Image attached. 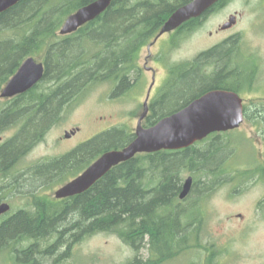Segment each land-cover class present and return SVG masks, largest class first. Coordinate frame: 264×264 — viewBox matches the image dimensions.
Returning <instances> with one entry per match:
<instances>
[{
  "label": "trees",
  "instance_id": "obj_1",
  "mask_svg": "<svg viewBox=\"0 0 264 264\" xmlns=\"http://www.w3.org/2000/svg\"><path fill=\"white\" fill-rule=\"evenodd\" d=\"M93 1L23 0L0 13V93L27 58L39 60L45 52L39 60L45 65L44 78L7 102L0 97V135L20 124L7 139L0 138L1 174H8L44 138L60 113L80 102L93 82L114 80L128 88L139 50L158 35L176 9L192 0H114L97 19L72 34L61 35L66 18ZM203 16L184 23L178 32L195 29ZM230 41L202 52L194 60L172 65L170 80L155 102L158 110L147 117L145 126L154 125L209 90H237L239 82L230 80L234 71L228 69ZM213 56L217 67L209 75L204 64ZM134 138L135 133L113 127L63 156L32 167L28 174L48 184L58 177L65 184L106 151L122 148ZM205 139L188 148L140 153L73 197L49 200L34 194L30 209L0 216V254L11 249L14 263L34 264L38 258H22L19 246L55 238L50 247L56 248L107 232L136 250L147 241L150 244L152 256L145 263L136 256L128 264H160L178 257L192 247L191 239L197 238L195 224L201 222L197 204L188 212L180 205L183 173L190 167L205 171L206 176V164L219 158V144L212 145L213 152L192 153ZM68 175L71 177L66 179ZM1 200L4 194L0 191ZM17 248L18 255L14 252Z\"/></svg>",
  "mask_w": 264,
  "mask_h": 264
},
{
  "label": "rangeland",
  "instance_id": "obj_2",
  "mask_svg": "<svg viewBox=\"0 0 264 264\" xmlns=\"http://www.w3.org/2000/svg\"><path fill=\"white\" fill-rule=\"evenodd\" d=\"M225 3L216 12L204 16L195 29L165 33L151 47L152 56L148 64L157 69L160 82L168 74L171 76L169 70L172 65L194 60L205 50L232 36L228 69L237 65L235 62L246 60L245 67L258 65L257 81L240 90L247 109L243 124L234 130L213 133L210 138L196 144V151L192 152L195 155L213 152L212 145L219 144L218 161L205 166H208L209 174L205 176V171L191 170L190 167L183 173V182L188 176H193L196 189L180 205L188 212L197 204L198 216L204 225L196 222L197 238L191 239L192 247L160 264H264V174L260 175L261 170H258L264 169V116L255 111L264 109V0H226ZM235 13L241 14L237 23L229 30H222L221 26ZM154 38L139 50L135 67L130 71L128 80L132 84L144 70L134 87H115L114 80L93 82L84 91L80 102L64 109L44 138L8 174L0 173V191L4 194V200L0 202L6 201L12 207L3 217L21 209H30L34 194L49 200L57 199L55 193L64 184L58 181V177L50 184L32 179L28 174L32 167L63 156L113 127L136 132L152 78V73L144 66L149 53L148 44ZM166 39H173L169 50L163 49L168 44ZM156 54L159 57H154ZM44 55L45 52L38 59ZM204 68L207 74L216 71L213 64H205ZM19 125L2 133L0 138L7 139ZM76 129L75 134L66 137L67 132ZM254 163L257 166H250ZM237 167H244L252 174L239 179L245 169ZM70 177L68 175L66 179ZM198 197L200 199L196 203ZM242 222H247V225ZM193 228L190 232L195 235ZM54 241L55 238L40 240L38 244L26 242L19 246V255L38 258L34 264H128L136 256L140 263H145L152 256L148 241L136 250L118 235L107 232L87 236L71 245L58 244L56 248L50 247ZM227 244L233 250L231 256L224 250ZM25 249L32 250L24 253ZM9 252L0 254V264H17L10 259ZM14 252L18 255V248Z\"/></svg>",
  "mask_w": 264,
  "mask_h": 264
},
{
  "label": "water",
  "instance_id": "obj_3",
  "mask_svg": "<svg viewBox=\"0 0 264 264\" xmlns=\"http://www.w3.org/2000/svg\"><path fill=\"white\" fill-rule=\"evenodd\" d=\"M23 0H0V13L14 7ZM114 0H95L69 15L60 30L61 35L78 31L82 26L97 19ZM220 0H192L176 9L164 23L155 38L179 29L191 19L201 17ZM236 21L232 16L223 25L231 27ZM45 75V65L34 57L27 58L0 93L1 98H12L35 87ZM149 96V95H148ZM143 114L139 117L135 138L126 146L106 151L90 164L82 173L61 186L55 193L58 199L82 194L103 178L113 167L131 160L140 153H154L161 150L188 148L196 142L216 132H226L239 128L244 120V104L240 95L226 89H213L192 100L180 110L167 115L154 125L144 126L149 108L145 102ZM75 133L67 132L66 137ZM194 184L193 176H188L180 193L185 199ZM11 205L0 203V216L8 213Z\"/></svg>",
  "mask_w": 264,
  "mask_h": 264
},
{
  "label": "flooded vegetation",
  "instance_id": "obj_4",
  "mask_svg": "<svg viewBox=\"0 0 264 264\" xmlns=\"http://www.w3.org/2000/svg\"><path fill=\"white\" fill-rule=\"evenodd\" d=\"M225 1L226 0H220L219 2H217L214 6H212L205 14H204V16H206L207 14H211V13H213V12H216L217 11V9L218 8H221L224 4H226L225 3ZM241 14H239V13H235V14H233V15H231V17L232 16H235L236 17V21H235V23L231 26V27H228V28H223V25L221 26V29L222 30H229L230 28H232L236 23H237V20H238V17L240 16ZM204 16L202 17V18H204ZM230 17V18H231ZM230 18H229V20H230ZM227 23V22H226ZM225 23V24H226ZM176 32H178V30H175V31H172V32H169V33H172V34H174V33H176ZM156 38V37H155ZM155 38H154V40L150 43V44H148V55L146 56V58H145V60H146V64H145V70L146 71H149V72H151L152 73V78H151V83H150V85H149V88H148V91H147V96H146V99H145V101H144V104H145V102L147 101L148 102V108H149V112H148V115H147V117L149 116V115H151V114H153V113H155L157 110H158V108H157V106H156V101L157 100H159V96L161 95V93H162V90L164 89V87H165V85L167 84V82L170 80V75L168 74L167 75V77H165L164 78V80L162 81V82H160L159 81V79H158V75H157V69L154 67V66H152V65H149L148 64V62L150 61V57L152 56V52H151V47H153L154 45H155V43H157L159 40H160V38L158 39V41H155ZM232 38H234L233 36L232 37H230L229 39H226V40H224L222 43H224V42H226V41H229L230 39H232ZM166 40H168L167 41V47H165V48H163V49H166V50H169L171 47H172V45H173V39H166ZM219 45V44H218ZM218 45H216V46H218ZM212 49V48H211ZM209 50V49H208ZM206 51V50H205ZM232 55V54H231ZM154 57H159V55L158 54H156V56H154ZM230 59V58H229ZM249 59H250V57H249ZM250 61H251V63H252V60L250 59ZM237 65H235L234 64V67L233 68H231L230 70L231 71H234V74H232L231 75V77H230V80L231 81H234V82H236V83H238L239 82V86H238V88H237V90H231V91H234V92H236V93H238L239 95H240V97L243 99V104H244V115H245V120H246V116H247V109H246V106H245V101H244V98L242 97V94H241V92H240V90L242 89V88H248V87H250L251 85H252V83L254 84V81L256 80L257 81V76H258V70H257V68L256 67H258V65H255V64H251V67H245V65L248 63V60H246L245 62H235ZM205 64H210V65H214V71H215V69H216V67H217V60H216V58L213 56V57H211V58H208V59H206L205 60ZM204 64V65H205ZM229 65H231V63H229ZM169 72H170V70H169ZM144 73V70L142 71V73L140 74H138L137 75V78L132 82V84L130 83L129 84V86L131 87H134L135 85H136V81H137V79L138 78H140V75H142ZM171 73V72H170ZM214 72H212V73H209V75L210 74H213ZM232 73V72H231ZM228 76H230V75H228ZM116 85H118V84H115V87H116ZM134 85V86H133ZM131 87V88H132ZM226 90H230V89H226ZM210 91V90H209ZM208 92V91H207ZM149 95V96H148ZM143 104V105H144ZM144 109H145V105H144ZM256 111V113H258V115H262V116H264V109H259V110H255ZM258 111V112H257ZM143 112H144V110H143ZM143 112L141 113V115L143 114ZM140 115V116H141ZM147 117L144 119V121H143V125L145 126V124H144V122L146 123V120H147ZM244 120V121H245ZM78 130L76 129V130H74V132L76 133ZM74 133V134H75ZM210 136H213V134H211V135H209L207 138H210ZM206 138V139H207ZM255 164H257V163H254V164H250V166H253V165H255ZM246 166V165H245ZM255 166H257V165H255ZM237 168H244V167H237ZM245 170H244V174L241 176V177H239V179L240 178H242L243 176L245 177L246 175H250V174H252V173H249V170L248 169H246V168H244ZM236 170H238V169H236ZM258 170H261V172H260V175H263L264 174V169L261 167L260 169H258ZM237 174V173H236ZM238 175V174H237ZM239 176V175H238ZM243 177V178H244ZM242 178V179H243ZM193 191V190H192ZM192 191L190 192V194L192 193ZM189 194V195H190ZM189 195L185 198V199H183V200H187L188 198H189ZM56 200H62V199H56ZM2 202H6V201H2ZM2 202H0V203H2ZM11 205V204H10ZM12 208V207H11ZM241 217H242V215H240ZM203 222H201V224H202ZM242 224H246L247 225V222H242ZM203 225H204V223H203ZM246 229L247 228H252V227H246V226H244ZM244 228V229H245ZM233 247V246H232ZM224 250H227V252H228V255H232L233 254V250H232V248H231V245L230 244H227V245H224Z\"/></svg>",
  "mask_w": 264,
  "mask_h": 264
},
{
  "label": "bare ground",
  "instance_id": "obj_5",
  "mask_svg": "<svg viewBox=\"0 0 264 264\" xmlns=\"http://www.w3.org/2000/svg\"><path fill=\"white\" fill-rule=\"evenodd\" d=\"M192 191V190H191ZM10 204V203H9Z\"/></svg>",
  "mask_w": 264,
  "mask_h": 264
}]
</instances>
